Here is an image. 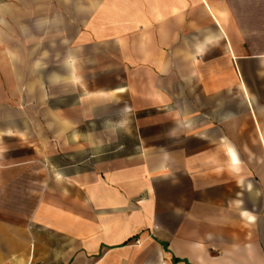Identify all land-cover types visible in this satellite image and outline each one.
Returning a JSON list of instances; mask_svg holds the SVG:
<instances>
[{
	"label": "crops",
	"instance_id": "0c3cea01",
	"mask_svg": "<svg viewBox=\"0 0 264 264\" xmlns=\"http://www.w3.org/2000/svg\"><path fill=\"white\" fill-rule=\"evenodd\" d=\"M0 264H264V0H0Z\"/></svg>",
	"mask_w": 264,
	"mask_h": 264
},
{
	"label": "built area",
	"instance_id": "2783aa9c",
	"mask_svg": "<svg viewBox=\"0 0 264 264\" xmlns=\"http://www.w3.org/2000/svg\"><path fill=\"white\" fill-rule=\"evenodd\" d=\"M136 243L139 244V241H137Z\"/></svg>",
	"mask_w": 264,
	"mask_h": 264
}]
</instances>
